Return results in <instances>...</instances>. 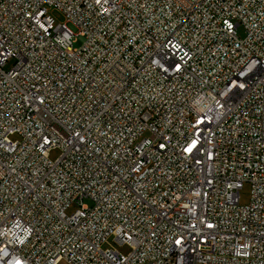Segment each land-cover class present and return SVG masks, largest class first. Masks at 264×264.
I'll list each match as a JSON object with an SVG mask.
<instances>
[{
  "label": "built area",
  "instance_id": "2783aa9c",
  "mask_svg": "<svg viewBox=\"0 0 264 264\" xmlns=\"http://www.w3.org/2000/svg\"><path fill=\"white\" fill-rule=\"evenodd\" d=\"M63 260L264 264V0H0V264Z\"/></svg>",
  "mask_w": 264,
  "mask_h": 264
},
{
  "label": "rangeland",
  "instance_id": "374dc122",
  "mask_svg": "<svg viewBox=\"0 0 264 264\" xmlns=\"http://www.w3.org/2000/svg\"><path fill=\"white\" fill-rule=\"evenodd\" d=\"M50 14L53 15V17H55V19H61L60 14L58 12H54L50 10ZM68 27L71 30V32L73 33V46L74 48L78 49L81 48L84 43H85V37L83 35L80 34L79 28L74 25L73 23L69 22L68 23ZM239 35L242 36L243 35V29L239 28L238 29ZM12 139H17L16 136H13ZM61 155V150L59 148H55L52 149L49 153V157L51 160H56L57 158H59ZM240 195H241V203L242 204H247L250 200V184L245 183L243 188L240 190ZM86 204H91V201L89 199H85L84 201ZM78 205L73 204L71 205V207L67 210L68 214H71L72 212H74L76 209H78ZM103 248L106 247H113L115 249H117L118 251H120L121 253L127 254L130 251V248L127 245H123V244H119L117 241H115L114 236H111L107 239L106 242H104L102 244ZM59 264H69L67 261L63 260L61 261Z\"/></svg>",
  "mask_w": 264,
  "mask_h": 264
}]
</instances>
